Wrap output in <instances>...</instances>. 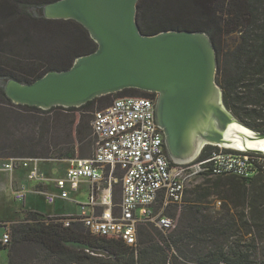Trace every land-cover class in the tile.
I'll return each mask as SVG.
<instances>
[{"label": "trees", "instance_id": "1", "mask_svg": "<svg viewBox=\"0 0 264 264\" xmlns=\"http://www.w3.org/2000/svg\"><path fill=\"white\" fill-rule=\"evenodd\" d=\"M53 1L0 0V158H73L76 149L80 157L89 156L94 152L91 121L97 109L117 97L156 95L126 88L81 106L43 109L14 103L5 90L9 79L35 82L49 71L69 69L78 56L98 47L77 20L44 15V6ZM137 22L144 34L207 32L216 49L217 82L226 106L243 123L264 132V0H139ZM57 37L64 38L66 50L41 56L44 51L36 45ZM22 111L32 114L39 130L34 127L17 137ZM215 148L207 145L200 157ZM204 182L188 191L192 196L187 194V210L176 228L163 231L141 223L136 245L92 234L80 221L66 226L62 216L50 213L45 219L29 210L12 224V241L0 243V249L9 248L8 264H32L34 259L39 264H264V173L250 180L217 175ZM213 194L222 199L221 210L215 212L206 207ZM116 195L117 189L118 202ZM22 244L30 248L26 255L19 251Z\"/></svg>", "mask_w": 264, "mask_h": 264}, {"label": "water", "instance_id": "2", "mask_svg": "<svg viewBox=\"0 0 264 264\" xmlns=\"http://www.w3.org/2000/svg\"><path fill=\"white\" fill-rule=\"evenodd\" d=\"M138 1L56 0L46 4L47 18L77 20L98 47L78 56L69 69L49 71L35 82L11 78L5 90L14 103L43 109L81 106L126 88L156 92L157 118L170 155L179 161L190 160L196 136L208 138L207 144L221 143L228 140L224 131L230 123L242 121L224 102L209 34L188 30L144 34L137 22ZM212 119L220 127L210 126L206 133L203 128ZM255 132L264 136V132Z\"/></svg>", "mask_w": 264, "mask_h": 264}, {"label": "built area", "instance_id": "3", "mask_svg": "<svg viewBox=\"0 0 264 264\" xmlns=\"http://www.w3.org/2000/svg\"><path fill=\"white\" fill-rule=\"evenodd\" d=\"M155 97L122 96L94 112L92 134L94 152L86 157L66 158L64 175L49 174L41 165L45 158L13 156L0 169L10 172L25 169L29 180L42 186L13 185L16 200L24 201L29 192L41 194L50 204L58 199L73 200L80 211L52 214L62 216L66 226L80 221L95 235L115 237L136 245L141 223H152L168 231L177 221L168 207H183L190 188L199 177L235 174L251 179L264 173V151L236 148L222 143L204 145L197 156L179 161L169 152L166 134L157 118ZM207 145L216 148L206 157ZM88 181L89 200H74L72 190ZM52 183L55 190L49 189ZM121 184V200L115 201V187ZM0 243L12 241L6 223Z\"/></svg>", "mask_w": 264, "mask_h": 264}, {"label": "rangeland", "instance_id": "4", "mask_svg": "<svg viewBox=\"0 0 264 264\" xmlns=\"http://www.w3.org/2000/svg\"><path fill=\"white\" fill-rule=\"evenodd\" d=\"M33 46V45H32ZM38 48L44 52H42L41 56H46L48 54L56 55L63 50H66L65 42L63 37H57L55 40L49 41L46 43V45H36ZM65 54H68V52H65ZM40 56V57H41ZM74 59L73 56H70L69 59ZM46 59V58H43ZM68 59V60H69ZM96 107H99L97 104ZM24 117L22 118V122L19 125V131L17 132V137L23 136L24 133H30L32 129L35 127L37 130H39L38 126H35L33 119H31L28 112H24ZM254 131H257L254 128H251ZM78 146V145H77ZM89 147L85 146L83 153L88 152ZM75 156H81V150L76 149ZM13 157V156H9ZM9 157H3L0 158V168L3 166L4 162L8 161ZM45 158V157H42ZM66 158H45L41 162V165L43 168L49 173L53 174L55 176H61L64 175V172L66 171V168L68 166V162L64 160ZM14 184L15 186L20 185L21 183L26 184L30 188L38 187L40 184H37L36 181L29 180L27 177V171L25 169H18L14 171ZM207 177H199L196 179L195 185H193L190 189L194 188L196 185L201 184L202 186L205 185ZM250 180V179H249ZM21 182V183H20ZM12 181H11V175L10 172L0 169V237L3 234L4 227L1 226V224L6 223L7 226L11 230L12 224L19 222L22 220L26 213L29 211L28 209L33 207L39 210V217H43L45 219L48 218L50 213H58V214H64V213H71V212H78L80 211V207L71 199L69 200H63L58 199L57 202L50 204L46 201L45 197L41 194L29 192L27 194V197L24 201L16 200L13 189H12ZM42 186V185H40ZM49 189L55 190V187L52 183L49 185ZM117 189V203L121 200V184H117L115 187ZM71 196L74 200L78 199L80 201H88L89 200V192H88V181L83 180L82 182L78 183L77 189L75 191L72 190ZM188 196L191 197L192 195L188 192ZM208 203L206 204L208 207V211L215 212L217 210H221L222 206V199L217 195L213 194L208 198ZM188 202H186L183 207H175L171 206L168 207L166 212L173 216L175 220L177 221V224L179 223V220L181 219V216L185 211L187 210L186 205ZM189 206V205H188ZM30 248H28L27 245H20L19 251L21 254L26 255L29 252ZM8 251L9 248L0 249V264H8ZM40 259H34L32 264H39Z\"/></svg>", "mask_w": 264, "mask_h": 264}, {"label": "bare ground", "instance_id": "5", "mask_svg": "<svg viewBox=\"0 0 264 264\" xmlns=\"http://www.w3.org/2000/svg\"><path fill=\"white\" fill-rule=\"evenodd\" d=\"M212 127H220L217 120H211L208 126L206 125L203 129L206 133L207 129ZM255 135V136H248ZM224 136L228 139L227 141L221 142L228 146L236 148H251L260 149L264 151V136H256V132L251 129L248 125L240 121H233L230 123L229 127L224 131ZM209 140L202 134H199L195 138L194 152L191 157H195L200 149L208 143Z\"/></svg>", "mask_w": 264, "mask_h": 264}, {"label": "crops", "instance_id": "6", "mask_svg": "<svg viewBox=\"0 0 264 264\" xmlns=\"http://www.w3.org/2000/svg\"><path fill=\"white\" fill-rule=\"evenodd\" d=\"M14 174H13V177L11 178V181H12V183L14 184ZM21 183V182H20ZM22 184V183H21ZM12 186V185H11ZM28 210H37V211H39L38 209H36V208H33V207H31V208H29ZM74 213H76V212H74ZM51 214H55V213H51ZM56 214H58V213H56Z\"/></svg>", "mask_w": 264, "mask_h": 264}, {"label": "flooded vegetation", "instance_id": "7", "mask_svg": "<svg viewBox=\"0 0 264 264\" xmlns=\"http://www.w3.org/2000/svg\"><path fill=\"white\" fill-rule=\"evenodd\" d=\"M156 93V92H155ZM157 94V93H156ZM156 96V95H155Z\"/></svg>", "mask_w": 264, "mask_h": 264}]
</instances>
